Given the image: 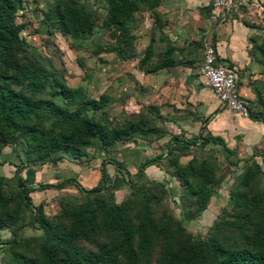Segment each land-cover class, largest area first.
<instances>
[{
	"label": "trees",
	"instance_id": "1",
	"mask_svg": "<svg viewBox=\"0 0 264 264\" xmlns=\"http://www.w3.org/2000/svg\"><path fill=\"white\" fill-rule=\"evenodd\" d=\"M102 1L106 4L103 24L113 38L109 51L122 59L131 57L134 55V36L126 23L142 7L153 10L157 0ZM20 3L21 0H0V149L5 145L22 144L26 161L32 165L46 163L56 153H70L74 147L92 138H96L99 147L105 150L115 141L159 133L156 125L142 120L108 126L104 121L105 96L88 98L80 95L35 58L18 62L16 54L26 47L18 35L20 25L14 22V13ZM43 20L74 40L83 38L92 28L88 12L75 0H54ZM150 48L148 44L137 60V67L143 73L153 72L171 62L168 57L172 48L165 47L160 60L145 67ZM95 112L100 114V119L91 117ZM248 116L264 123L263 105L248 106ZM196 139L202 145L222 142L211 136L196 135ZM172 140L171 146L180 152L192 144L177 136ZM171 148H167L168 154H171ZM156 158L144 159L137 167L133 181H129V170L119 161L104 158L98 168L100 183L89 188L71 176L55 183L28 184L14 168L16 189L5 195L1 189L3 176L0 175V229L11 228L13 242L16 230L24 225L34 226L41 234L38 253L32 256L11 250V264H148V256L157 240L161 264H264V192L249 195L242 192L254 171L261 170L256 161L250 158L239 182L243 189L230 193L229 210H222L223 216L216 218L213 233L200 239L186 233L169 217L155 221L146 195L140 198V207L134 212L125 198L108 202L102 196L109 188L104 164H113L131 188L139 181L144 167ZM169 163L174 167L173 176L183 191L184 214L191 218L205 207L212 194V166L206 160L194 158L182 166L174 158ZM69 183L83 195V200L60 208L54 221L44 214L41 202L32 204L28 196L34 190L60 189ZM25 211L28 221L16 225ZM85 243L93 249H86Z\"/></svg>",
	"mask_w": 264,
	"mask_h": 264
},
{
	"label": "rangeland",
	"instance_id": "2",
	"mask_svg": "<svg viewBox=\"0 0 264 264\" xmlns=\"http://www.w3.org/2000/svg\"><path fill=\"white\" fill-rule=\"evenodd\" d=\"M75 2L88 12L92 24L91 30L78 40L71 39L66 33L57 31L44 22L43 15L53 5L54 0H21L14 13V22L20 25L18 35L26 47L19 50L16 59L21 62L35 58L58 80L84 97L105 96L104 121L108 126H120L123 123L142 120L156 125L159 133L115 141L105 150L99 147L96 138H92L74 147L70 153H56L48 162L32 165L26 161L22 144L14 147L5 145L0 149L3 194L8 195L16 189L14 168L19 170L22 181L28 184L55 183L59 180L55 179L56 175L62 173L63 177H74L83 187L89 188L100 183L98 168L104 158L119 161L129 170V181H133L140 163L144 159L157 157L155 162L144 167L139 181L131 188L123 178L121 181L112 178L113 171H116L113 164H104L109 186L102 192L104 199L108 202H119L125 198L134 212L140 207V198L146 195L155 221H163L169 217L194 238L203 239L210 236L216 218L223 216L222 210H229L230 193L242 191L239 182L251 159L259 164L261 170L254 171L252 179L242 192L245 195L264 192V143L260 147L253 146L247 150L237 144L230 147L223 141L206 142L202 145L198 144L199 140L196 139L197 129L190 136H184L178 132L179 129L170 127L166 112L160 111L159 106L153 104V96L146 95V83L152 88L159 85L160 80L146 82L138 74V71H141L137 67V60L141 57L143 49L141 44L140 47L137 45V35L133 31L141 24V20L145 19V12L152 13V10L142 7L134 13V18L126 23V27L134 36V55L122 59L114 51H109L113 38L109 28L103 24L106 4L102 0ZM157 42L155 37L149 42L150 55L144 64L145 67L161 58L165 45H159ZM190 58L192 60L187 64L198 79L200 60L197 57ZM163 86L162 84L161 87ZM91 117L98 120L100 114L95 112ZM175 136L191 141L192 144L180 152L171 146ZM168 147H172L171 154L167 153ZM173 158L181 166L190 158L196 161L206 160L213 169L214 181L210 184L212 194L205 207L197 214H192L191 218L184 214L186 208L182 204L183 191L173 176L174 167L169 163ZM86 168L90 169L89 176H83ZM77 173L80 176H77ZM28 196L32 204L42 203L44 214L52 221L56 219L54 216L60 208L76 205L83 200V195L72 183L60 189L34 190L29 192ZM12 205L10 204V207ZM27 221L28 212L25 211L16 225ZM223 232L227 233L226 230ZM11 237V228L0 229V264H11V250L23 251L32 256L38 253L41 234L34 226L24 225L17 229L14 242ZM83 245L86 249H93L88 243ZM147 261L148 264H161L159 240L154 244Z\"/></svg>",
	"mask_w": 264,
	"mask_h": 264
},
{
	"label": "crops",
	"instance_id": "3",
	"mask_svg": "<svg viewBox=\"0 0 264 264\" xmlns=\"http://www.w3.org/2000/svg\"><path fill=\"white\" fill-rule=\"evenodd\" d=\"M209 13L210 0H157L152 13L145 12V19L133 32L142 49L153 37L157 44L171 47V62L144 76L138 74L146 82L160 80L152 88L146 83V95L154 97L153 104L166 112L170 127L184 136L197 129L196 135L217 137L230 147H260L264 123L221 106L211 90L201 85L199 42L203 36L210 37L218 62L234 70L239 95L250 107H264V0H229L216 21L209 19ZM190 57L200 60L198 79L188 66ZM89 171L86 168L83 176H89ZM58 175L55 179L63 178L62 173ZM111 176L122 179L117 170Z\"/></svg>",
	"mask_w": 264,
	"mask_h": 264
},
{
	"label": "built area",
	"instance_id": "4",
	"mask_svg": "<svg viewBox=\"0 0 264 264\" xmlns=\"http://www.w3.org/2000/svg\"><path fill=\"white\" fill-rule=\"evenodd\" d=\"M228 2L229 0H210L209 19L216 21ZM199 43L202 52L200 75L203 83L221 106L241 117H247L248 105L238 93L234 70L218 62L215 45L210 37L203 36Z\"/></svg>",
	"mask_w": 264,
	"mask_h": 264
}]
</instances>
